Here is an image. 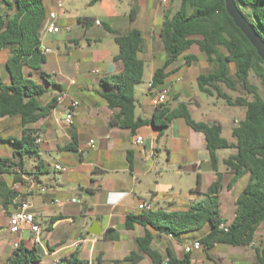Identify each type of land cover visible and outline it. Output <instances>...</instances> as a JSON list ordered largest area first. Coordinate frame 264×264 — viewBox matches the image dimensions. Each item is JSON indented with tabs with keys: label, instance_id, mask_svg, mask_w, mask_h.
<instances>
[{
	"label": "crops",
	"instance_id": "obj_1",
	"mask_svg": "<svg viewBox=\"0 0 264 264\" xmlns=\"http://www.w3.org/2000/svg\"><path fill=\"white\" fill-rule=\"evenodd\" d=\"M58 1L60 0H46L49 12L58 10L56 6ZM77 1L73 0V4L77 5ZM94 2L98 3L101 0H89V5H93ZM179 8V0H168L167 4L155 0L153 6L148 4V0H128L127 8L117 9L112 16L99 17L92 13L82 14L76 8L65 9L64 6L56 20L60 32L44 36V44L51 49V52L45 55L46 61L38 70L31 71V79L44 88V94L50 95V99L44 102L41 101L44 94L40 97L41 106L49 104L62 90L78 102V106L73 110V125L68 127L64 121L69 100L61 104L56 103L45 118L32 125L37 131L36 139L39 142L35 141L36 151L25 156L24 171L16 170L18 174L0 175V181L17 192L15 204L19 200H26L32 205L31 212L34 214L35 223L40 227V243L46 251L44 254L43 250L37 247L42 264H61L60 259L71 254L87 260L89 264H94L96 257L101 259V264H132L125 260L130 252L138 253L142 257L138 264H150L149 259L138 251L136 245V239L144 234V229L135 226L133 230H126L124 222L128 213H137L129 211V199L135 193V184L143 183L140 178H144L149 171L147 163L157 154L153 142L163 133L156 136L153 128L148 125L137 129L136 135H132L128 129L110 125V120L117 111L108 108L101 94L115 91V88L106 86L102 80L122 70L121 62L114 60V56L118 53L115 36H126L131 30L136 29L141 32L143 38L142 51L139 53L144 63L141 83H146V94L150 95L148 83L154 71L161 68L166 59L159 36L164 13L168 11L172 15ZM159 18H162V22L158 28ZM104 38H111L114 46H100ZM8 57L7 49L0 51V80L4 85H9L11 79L6 68ZM181 58L165 70L168 77L164 81V88L168 89V96L179 93L184 87L178 90H174L173 87L176 82H181L183 74L179 72L183 63ZM26 72L29 70L26 69ZM165 102L167 103V100ZM180 103L187 106L193 120L219 123L222 127V137L227 141H233L232 128L245 116V109L242 115L237 111L243 107H233L234 111L228 112L227 117L213 115V118L204 119L202 110L199 114L196 113L183 100L177 101L172 106L167 103V106L174 109ZM153 112L154 108L151 105L144 107L135 99L136 117L150 122ZM146 128L151 129L148 144L141 133V130ZM20 132L18 119H0V138L9 136L19 138ZM138 136L142 137V145L135 143V138ZM74 139L77 143L76 149L68 150L67 147ZM90 140L94 141L95 148L87 145ZM13 151V148L9 150V145L0 142V158H11ZM149 151L151 157L148 156ZM202 155L203 160H197L195 169H200L203 164L208 163L205 141ZM128 159L132 161L131 166ZM222 159L225 158L222 157L219 161ZM54 164L65 167L66 171L53 170L51 167ZM206 169L210 172L207 174L205 184L202 174L198 172L201 176L202 196L212 181L219 176L210 169L209 164ZM218 173L223 182L224 175L219 170V166ZM226 173L230 179L231 173L229 171ZM9 175H12L11 179L8 178ZM242 179L241 189L245 186L248 176ZM31 183H33L32 188H30ZM38 186H44L47 190L43 193L39 192L36 189ZM240 191L235 194V199ZM73 198L78 199L81 205L69 202L62 206L52 204L56 199L69 201ZM11 212L12 210L5 212L0 205V255L5 258L10 256L14 250L12 244L18 239L16 235L12 239L6 237V234L13 235L9 233ZM233 217L234 214L225 222L230 223ZM42 221L45 222V226H42ZM92 221H98L100 224L101 233L98 236L88 233ZM139 227V234H133ZM107 229L113 231L111 235H115L114 240L105 238ZM25 230L29 232L28 238L23 237ZM2 233L6 236L2 237ZM199 237L186 238L181 242L180 247L175 249L172 244L165 248L159 247L160 241L174 240L162 235L155 237L153 247L161 253H165V249L170 247L173 254L180 258L184 254L182 245L186 240L192 241ZM182 238L183 236L179 239ZM19 239L20 244L27 248L34 246V235L27 227L22 229ZM118 242L122 245V251L116 246ZM250 246L239 247L231 257L235 259L237 255L242 254L244 257L240 259L243 262L256 264L255 252L248 249ZM218 247L219 245H216L214 248ZM231 248L233 247L227 246L222 250L229 251ZM209 257L205 251H196L191 254V261L194 264L201 262L207 264ZM220 263H223L222 258L217 262ZM231 264L238 262L232 261Z\"/></svg>",
	"mask_w": 264,
	"mask_h": 264
},
{
	"label": "trees",
	"instance_id": "obj_2",
	"mask_svg": "<svg viewBox=\"0 0 264 264\" xmlns=\"http://www.w3.org/2000/svg\"><path fill=\"white\" fill-rule=\"evenodd\" d=\"M179 1L180 8L175 13H164L159 36L166 59L152 75L153 86L164 88V81L168 77L165 70L178 58L182 57L186 65L197 60L188 53L196 46L206 62L214 66L212 70L198 75V90L210 96L215 94L229 106L243 107L245 116L232 128L233 141L222 137L219 123L193 120L184 103L170 109L164 102L154 108L150 122L136 117L134 91L135 86L142 82L144 67L139 57L143 47L142 34L134 29L126 36H115L118 53L114 60L121 62L122 70L102 80L115 91L101 94L108 108L117 111L110 125L128 129L132 135H136L137 129L150 125L158 128L161 135L173 120L182 119L189 128L203 135L209 167L219 174L203 198L190 203L186 209L158 208L125 216L124 229L133 230L135 226L144 229V234L136 239V245L150 264H194L191 254L184 253L179 258L170 247L165 249V253L159 252L153 247L155 237L171 235L180 238L208 228L198 238L207 253L216 245L250 246L257 229L264 223V63L227 15L223 0ZM234 2L264 41V0ZM48 14L46 0H0V51H9L6 68L11 78L9 85H4L0 80V119H18L21 128L19 138H0V142L14 149L11 158H0V175L24 171L25 156L35 152L37 147V131L32 125L45 118L56 105L55 98L46 106L40 105L44 88L31 79V71L38 70L46 61L45 55L38 50V44ZM250 73L259 80L261 90L251 83ZM222 86L231 91L239 90L242 95L233 99L222 91ZM248 96L251 100L247 99ZM76 144L74 139L67 149L75 150ZM221 149L234 150L233 154L221 161L232 175L225 188L231 190L239 180L248 176L235 199L234 217L228 223L227 232L219 228L226 223L221 217L224 185L218 173L220 161L217 151ZM128 161L131 166L132 161ZM200 186L201 176L197 173L195 191L198 193ZM16 197L17 192L0 181V205L5 212L15 209ZM112 232L107 229L105 238L114 240ZM255 257L256 264H264V247H255ZM141 258L138 253L130 252L125 260L138 264ZM60 263L89 264L75 254L61 258ZM5 264H42L41 255L35 245L27 248L21 243L11 252ZM94 264H101V259L96 257Z\"/></svg>",
	"mask_w": 264,
	"mask_h": 264
},
{
	"label": "rangeland",
	"instance_id": "obj_3",
	"mask_svg": "<svg viewBox=\"0 0 264 264\" xmlns=\"http://www.w3.org/2000/svg\"><path fill=\"white\" fill-rule=\"evenodd\" d=\"M62 1L65 9L76 8L82 14L92 13L99 17H104L106 15L112 16L117 9L122 10L128 7V0H101V2L98 3L94 2L93 5H89V0H78L77 5L73 4V0ZM148 4L153 6L155 4V0H148ZM161 22L162 18H159L157 22L158 28L160 27ZM106 45L114 46L111 38H104L101 40L100 46ZM188 53L195 55L197 60L192 61L190 65H186L183 58H181L183 63L181 64L179 72L183 73L181 76V82L183 83L176 82L177 85L175 83L176 86L174 85L173 87L174 90H178L183 86L184 87L179 91V93L167 96V103L172 106L175 105L177 101L183 100L196 113L198 112L199 114V111L202 110V117L204 119H210V117L213 118V115H215V117H223V115L227 117L226 115L228 112L234 111L233 106H229L223 99L217 97L215 94L210 96L201 93L197 87L196 79L198 75L212 70L214 68L213 64L206 62L205 58L199 54L196 46H193ZM249 79L251 83L260 87L261 90L259 80L252 73H250ZM222 91L233 99L242 95L241 91H231L224 86H222ZM134 96L136 100L143 104L144 107H150L152 97L149 94H146V83L143 82L136 85ZM49 99L50 95H48V93H45L41 97L42 102ZM247 99L251 100V97L248 96ZM237 111L240 115H242L244 108H239ZM153 130L157 136L159 134V129L153 128ZM150 132L151 129L149 128L141 130L147 144L149 142ZM153 144L154 148L157 150V154L147 163V169L149 171L146 173L144 178H140L143 180V183L140 185L135 184V193L130 197L131 199H129V211L138 212V205L144 202L150 204L153 209L162 208L169 210V208H173V210H182L186 209L189 203L200 200L203 196L195 191L196 175L198 172L201 173L202 180L205 184L208 178L207 174L210 172L206 169L208 163L203 164L200 169H195L194 166L197 160H203L202 154L204 140L202 135L189 128L182 119H178L163 132L159 139L154 140ZM11 148L12 147L9 146V150ZM233 153V149H221L217 151V157L219 159L222 157L227 158ZM221 161L219 164V170L224 175V189L222 190L221 196V217L223 221H225L234 214L235 194L240 191L243 179L239 180L238 185L235 188L228 191L225 188V185L229 180L226 173L228 170L221 163ZM29 162L30 161H28V164ZM8 178L11 179L12 175H9ZM153 193L155 195H152ZM41 224L42 226H45V222L42 221ZM139 230L140 227L137 231L133 232V234H139ZM207 230L208 228H204L201 232L189 233L188 235L183 236L181 240L179 238H174V240H172L173 242L165 239L164 241L158 242V244L161 248H165L166 246L172 244L175 249H178L182 244L181 242L185 241L186 238L191 239L199 237L202 233L207 232ZM6 235L3 233L1 234L2 237L6 236L8 239H12L14 236L8 234ZM28 236L29 232L25 230L23 237L28 238ZM116 246L118 247V250H123L122 245L119 242ZM257 246L264 247V223L257 229L254 243H252L248 249L255 252V247ZM223 247L227 246L219 245L218 248H212L207 251L210 256L207 260V264H217V262L220 261V258H222L223 264H231L232 261H237L238 264H246V262H243L240 259L241 257H244L242 254L237 255L238 257H235V259L231 257V254L237 251L239 247H233L229 251H223ZM6 259L7 258L0 255V264H5Z\"/></svg>",
	"mask_w": 264,
	"mask_h": 264
},
{
	"label": "built area",
	"instance_id": "obj_4",
	"mask_svg": "<svg viewBox=\"0 0 264 264\" xmlns=\"http://www.w3.org/2000/svg\"><path fill=\"white\" fill-rule=\"evenodd\" d=\"M161 3L167 4L168 0H160ZM57 11H50L49 14L47 15L45 22L43 24V27L40 31L39 35V44H38V50L40 51L41 54L46 55L51 52V49L45 46L44 44V36L47 35H54L60 32V28L56 25V20L59 16V13L63 10L64 3L62 0L58 1L57 4ZM148 89L150 96L152 97V102L151 106L153 108L159 107L161 104H163L166 101V98L168 96V89L167 88H156L152 84V80L149 81L148 83ZM65 100H69V104L66 108V113H65V124L68 127H71L73 125V118H74V113L73 110L78 106V102L73 100L69 94L62 90L60 91L56 96H55V101L57 104L63 103ZM39 140L36 141L38 143ZM142 137L138 136L135 138V143L142 145ZM87 145L90 148H95V143L93 140H90ZM148 156L151 157L152 154H150V151L148 152ZM53 170L57 171H66L65 167H62L58 164H54L51 167ZM33 183H31L30 188H32ZM37 191L39 192H45L47 190L46 187L44 186H38ZM69 202L72 204H81V202L76 199H70L69 201H60V200H54L52 202L53 205L57 206H62L64 203ZM138 210L139 211H150L153 208L151 207L150 204L148 203H140L138 205ZM32 205L26 201V200H19L16 203L15 209L11 212L9 216V233L16 235L18 239L12 244L13 249H17L20 247V234L21 231L24 227H27L29 231L34 235L33 243L36 247H39L43 250L44 254H46V251L43 247V245L40 243L39 235H40V227L35 223L34 220V214L31 212ZM219 228L227 232L228 230V223H222ZM169 239L173 238L171 235H167ZM252 245V243H251ZM183 253L187 254H192L193 252L196 251H204V247L199 239H195L192 241H186L182 245ZM199 264H204L203 262Z\"/></svg>",
	"mask_w": 264,
	"mask_h": 264
},
{
	"label": "water",
	"instance_id": "obj_5",
	"mask_svg": "<svg viewBox=\"0 0 264 264\" xmlns=\"http://www.w3.org/2000/svg\"><path fill=\"white\" fill-rule=\"evenodd\" d=\"M223 1L227 15L232 19L234 25L249 41L261 61L264 63V41L258 35L253 25L240 13L234 0ZM88 233L93 236H98L101 233V227L98 221H92L90 227L88 228Z\"/></svg>",
	"mask_w": 264,
	"mask_h": 264
}]
</instances>
